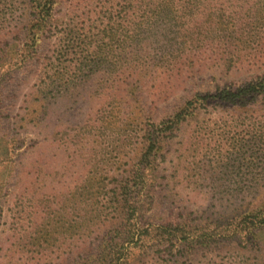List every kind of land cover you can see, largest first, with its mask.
Segmentation results:
<instances>
[{"label":"rangeland","instance_id":"1","mask_svg":"<svg viewBox=\"0 0 264 264\" xmlns=\"http://www.w3.org/2000/svg\"><path fill=\"white\" fill-rule=\"evenodd\" d=\"M229 62L169 83L164 95L153 97L137 88L109 91L93 81L50 106L46 117L28 111L31 76L21 74L17 83L6 85L0 103V264L92 262L123 217L105 195L113 197L122 179L134 181L154 127L163 129L162 122L198 95L241 86L263 73L247 58L239 66ZM199 113L195 121L205 120L212 129L235 125L231 114ZM194 124L188 135L198 127ZM188 125L167 133L157 161L141 166L145 178L137 182L132 199L137 212L130 210V235L114 264L264 262V242L252 248L238 226L248 211L264 205V188L229 196L211 190L235 182L264 184L257 148L255 156L248 155L255 158L254 169L231 157L226 170L203 176L197 146L182 148ZM185 223L202 235V242L181 235L177 227ZM34 231L40 244L30 242Z\"/></svg>","mask_w":264,"mask_h":264},{"label":"trees","instance_id":"2","mask_svg":"<svg viewBox=\"0 0 264 264\" xmlns=\"http://www.w3.org/2000/svg\"><path fill=\"white\" fill-rule=\"evenodd\" d=\"M259 57L264 62V0H0V103L5 86L26 74L31 76L26 104L29 113L38 116H48L50 106L75 96L93 81L109 91L137 88L153 97L164 95L169 83L196 71L221 69L229 61L239 66L247 58L251 67L263 70L241 86L192 98L160 124L163 129L154 127L134 181L122 179L113 197L105 195L123 217L88 264H114L121 259L122 240L130 235V210L137 212L133 190L145 178L141 166L157 161L167 133L192 121L198 125L193 135L187 131L194 123L188 125L182 148L197 146L203 176L226 170L231 157L254 169L255 148L256 160L264 164V63L257 62ZM200 109L231 114L235 125L212 129L205 120L195 121ZM261 170L264 174V167ZM261 188L264 184L235 182L211 190L229 196ZM258 208L248 211V218L238 224L239 234L249 238L252 248L264 242V219L259 220L264 205ZM177 228L187 240L202 242V235L192 232L187 223ZM38 233L29 236L31 244H40Z\"/></svg>","mask_w":264,"mask_h":264}]
</instances>
